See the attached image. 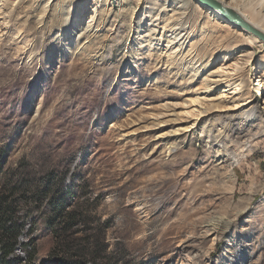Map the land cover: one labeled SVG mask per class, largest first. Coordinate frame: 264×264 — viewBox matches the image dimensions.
I'll list each match as a JSON object with an SVG mask.
<instances>
[{"label":"rangeland","instance_id":"1","mask_svg":"<svg viewBox=\"0 0 264 264\" xmlns=\"http://www.w3.org/2000/svg\"><path fill=\"white\" fill-rule=\"evenodd\" d=\"M174 3L0 0L11 264H264V40L192 0L168 46ZM228 48L240 109L216 81Z\"/></svg>","mask_w":264,"mask_h":264},{"label":"bare ground","instance_id":"2","mask_svg":"<svg viewBox=\"0 0 264 264\" xmlns=\"http://www.w3.org/2000/svg\"><path fill=\"white\" fill-rule=\"evenodd\" d=\"M216 1H218L219 3L223 5H226V7L231 8L238 16L244 19L249 25L257 28L259 31L264 33V0H227V4L225 3V0H216ZM173 2H176L173 4L174 9L178 10L181 17L183 18L171 24L170 30L172 32L171 34L174 35V37L170 39L168 46H171V44H173L174 41L181 42L185 38L187 33L185 32L184 24L188 23L189 18L191 17L190 11H188V7L190 6V3L192 2V0H173ZM201 2L205 3V5L208 6V8L206 9L208 13L214 17V20L217 19V21H221L222 19H225V21L227 22H233L235 24H238L240 27H242L234 18H229L228 16H226V14H224L215 5L208 4L204 1H201ZM177 4H180V5H177ZM197 7L200 10H203L205 8L202 4H197ZM246 31L247 32L245 31L240 32V34H243L246 40H249L250 42L254 41L255 40L254 36L248 33L250 32L249 30L246 29ZM181 45L182 44L178 45L175 48V52L179 50V46ZM231 50H232L231 48H228L227 53L222 55L223 56V59L221 60L222 63L219 65L216 71V74L217 76H219V79L216 81H219V80L222 81L226 79V82H224L226 83V86L223 91L226 94H230V96L228 97L229 98L228 100L231 102L233 109H240L243 105L247 104V102L248 103L254 102L255 99H254V96L250 92L251 91L250 89L252 88L247 89V90L245 88V85H244L245 69L244 67H242L237 62L232 63V64H227L226 62H224L228 58L227 56H229L228 52L230 53ZM260 67L262 68L261 69L262 71H261L260 78L258 79V82L256 84L257 87L256 86L253 87V89L256 87L259 91L261 89H264V62L261 63ZM245 95L247 96L245 99L246 102H243V100H239L243 98V96Z\"/></svg>","mask_w":264,"mask_h":264},{"label":"trees","instance_id":"3","mask_svg":"<svg viewBox=\"0 0 264 264\" xmlns=\"http://www.w3.org/2000/svg\"><path fill=\"white\" fill-rule=\"evenodd\" d=\"M58 203H60L58 200L52 201L54 211L59 216L62 214V208ZM19 217L17 201L13 199L12 195L0 194V264H11L8 257L18 245L23 227V224L19 222ZM71 263L75 264L76 260L71 261Z\"/></svg>","mask_w":264,"mask_h":264},{"label":"water","instance_id":"4","mask_svg":"<svg viewBox=\"0 0 264 264\" xmlns=\"http://www.w3.org/2000/svg\"><path fill=\"white\" fill-rule=\"evenodd\" d=\"M201 1H204L208 4L215 5L224 14H226V16H228L229 18H234L242 27L246 28L247 30H249L250 32H252L253 34L259 36L261 39L264 40V33L259 31L257 28L249 25L244 19H242L240 16H238L231 8L226 7V5H223L216 0H201Z\"/></svg>","mask_w":264,"mask_h":264}]
</instances>
